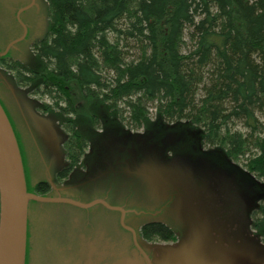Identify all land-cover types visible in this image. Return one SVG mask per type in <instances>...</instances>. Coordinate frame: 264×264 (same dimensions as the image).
I'll return each instance as SVG.
<instances>
[{
	"label": "trees",
	"instance_id": "1",
	"mask_svg": "<svg viewBox=\"0 0 264 264\" xmlns=\"http://www.w3.org/2000/svg\"><path fill=\"white\" fill-rule=\"evenodd\" d=\"M47 2L49 37L36 53L48 68L37 92L54 110L78 117L77 103L87 101L97 124L107 112L135 129L186 121L202 128L205 147L224 149L264 181V0ZM17 70L28 83L31 70ZM80 139L70 136V156H81ZM251 217L264 234V200ZM146 231L175 238L159 226Z\"/></svg>",
	"mask_w": 264,
	"mask_h": 264
},
{
	"label": "water",
	"instance_id": "2",
	"mask_svg": "<svg viewBox=\"0 0 264 264\" xmlns=\"http://www.w3.org/2000/svg\"><path fill=\"white\" fill-rule=\"evenodd\" d=\"M21 104L33 111L43 137L58 149L62 131L36 116L41 102L26 96ZM46 119L51 116H43ZM103 129L91 150L92 181L118 176L122 188L131 184L133 204L164 206L158 221L176 239L166 243L139 241L122 232L115 215L102 216L95 234L83 245L76 264H264L261 231H254L251 214L264 200V181L235 163L220 147H205L202 128L186 121H152L142 131L121 122ZM66 136V135H64ZM30 200H56L27 190L19 143L0 103V264H25L27 208ZM120 211L125 226L124 209ZM134 235V233H133Z\"/></svg>",
	"mask_w": 264,
	"mask_h": 264
},
{
	"label": "flooded vegetation",
	"instance_id": "3",
	"mask_svg": "<svg viewBox=\"0 0 264 264\" xmlns=\"http://www.w3.org/2000/svg\"><path fill=\"white\" fill-rule=\"evenodd\" d=\"M49 32L47 0H0V103L11 121L19 147L23 143L28 148L27 161L21 152L27 190L56 199L28 203L25 264H76L83 245L95 234L103 215L117 216L122 232L131 236V248L138 250L140 240L174 241L176 235L172 229L158 221L164 206L148 208L133 204L131 184L122 188L118 176L108 175L102 181L85 177L90 169L91 150L100 143L103 129L117 127L116 118L103 114L99 116V124L87 125L82 131L76 123L77 133L73 134L67 128L69 117L41 104L35 115L44 121L50 120L63 132L62 137L56 138L62 139L57 149L43 137L33 119L34 112L21 104L25 95L20 89L26 85L18 81L15 69L22 65L31 70L29 60L35 59L36 46L49 37ZM9 59L18 61L15 68L7 64ZM26 96L31 97L29 91ZM70 136L81 138L77 142L83 145L79 158L68 153L66 143ZM107 204L124 209V225L133 228V232L121 225L120 211ZM149 226L170 229L175 238L165 236L166 231L159 234L146 231Z\"/></svg>",
	"mask_w": 264,
	"mask_h": 264
},
{
	"label": "rangeland",
	"instance_id": "4",
	"mask_svg": "<svg viewBox=\"0 0 264 264\" xmlns=\"http://www.w3.org/2000/svg\"><path fill=\"white\" fill-rule=\"evenodd\" d=\"M108 36L111 37V35L109 33H108ZM131 52L135 53V50L132 49ZM34 57H35L34 60H31V59L29 60V62H31V64H32V65H30L31 66L30 67L31 68V73H28L26 75L24 74L25 77L29 78V81H28V83H25V84L22 83L23 85H26V86L24 88H21V89H28V91L30 93V96L32 98H35V99L39 100L41 102V104L46 106V109H50L51 111L52 110L54 111V108L52 107V106H54V102H53L52 98L48 94L47 95H40V94H38L40 92H37L38 89L40 88V85H41L42 81H43L42 80L43 78H41V73L43 72V70L47 69L48 66H47L46 62L41 60V59H39V57L36 56V54L34 55ZM15 63H18V61L12 60V59L7 60V64L11 65L13 68L16 67V66L14 67ZM15 70L16 71H15L14 74H16L15 76H17V79H18V77H20L22 75V73L19 72L17 70V68ZM18 81H19V79H18ZM29 82L31 84H29ZM76 102H77V99H76ZM77 104H78V107H79V111L77 112L79 118L75 117V114H72V113L71 114H65V115L67 117H69L70 119H75V124L76 123L79 124L81 131L83 130V127H85L87 125L96 124L95 122H92V121H94V120H92L93 118H89L90 116H88L87 113H86L87 111L92 112L91 110H93L95 106L93 104H91V102H87V101H79ZM100 109L101 108L98 109V112H99ZM55 112H58V111L55 110ZM148 112H149L150 119L151 120L155 119V109H154V107H153V105L151 103L148 104ZM95 113H96V111H95ZM106 114L108 116H111L107 112H106ZM115 121L117 123L120 122L118 119H115ZM121 124L124 127L128 128V129H130L131 131H134V132L135 131H142L141 128L135 129V128H131L130 126H128V125H126L124 123H121ZM27 149H28L27 145L22 143V151H21V148H20V151L22 153H24L23 156L25 157L24 159L26 161L28 159V155H27L28 150ZM234 162L239 164L241 167L244 168V166L242 164V161H234ZM26 170L28 171L27 167H26ZM253 229H254V231H256V229L254 227H253ZM261 233H262L261 237H262V240L264 242V234H263V232H261Z\"/></svg>",
	"mask_w": 264,
	"mask_h": 264
}]
</instances>
